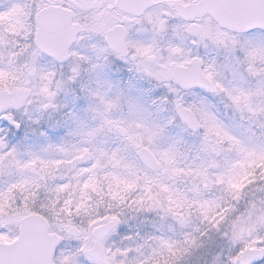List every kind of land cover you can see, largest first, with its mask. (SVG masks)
<instances>
[{
    "label": "snow or ice",
    "instance_id": "obj_1",
    "mask_svg": "<svg viewBox=\"0 0 264 264\" xmlns=\"http://www.w3.org/2000/svg\"><path fill=\"white\" fill-rule=\"evenodd\" d=\"M0 264H264V0H0Z\"/></svg>",
    "mask_w": 264,
    "mask_h": 264
}]
</instances>
